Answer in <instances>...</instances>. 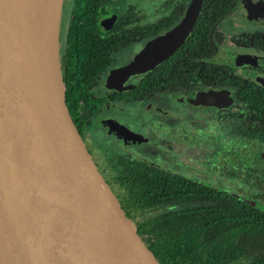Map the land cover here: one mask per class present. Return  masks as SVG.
Instances as JSON below:
<instances>
[{
    "label": "water",
    "instance_id": "obj_1",
    "mask_svg": "<svg viewBox=\"0 0 264 264\" xmlns=\"http://www.w3.org/2000/svg\"><path fill=\"white\" fill-rule=\"evenodd\" d=\"M62 1L0 0V264H160L99 171L66 105ZM201 6L202 0H190L175 28L113 72L114 86L122 89L125 77L171 56ZM246 7L264 15V0ZM187 101L221 108L232 97L227 89H209Z\"/></svg>",
    "mask_w": 264,
    "mask_h": 264
},
{
    "label": "trees",
    "instance_id": "obj_2",
    "mask_svg": "<svg viewBox=\"0 0 264 264\" xmlns=\"http://www.w3.org/2000/svg\"><path fill=\"white\" fill-rule=\"evenodd\" d=\"M232 1L202 0L191 34L171 56L148 71L140 87H147L144 94H149L191 84L220 88L232 85L237 102L242 103V113H254L260 126L241 141L219 139L220 148L210 168L243 188L232 191L133 156H119L107 170L100 167L160 264H264V149L256 148V142L251 141L264 138V86L228 74L231 60L210 61L216 53L209 42L211 29ZM166 23L167 18H163L155 28L161 29ZM245 42L249 43V38ZM251 43L264 48L262 39ZM64 83L66 105L83 136L84 114L80 108L89 101L84 97L81 103L80 72L71 69L66 78L64 70ZM178 204L186 207L162 211Z\"/></svg>",
    "mask_w": 264,
    "mask_h": 264
},
{
    "label": "flooded vegetation",
    "instance_id": "obj_3",
    "mask_svg": "<svg viewBox=\"0 0 264 264\" xmlns=\"http://www.w3.org/2000/svg\"><path fill=\"white\" fill-rule=\"evenodd\" d=\"M150 1L154 0L62 1L59 32L62 78L64 81V70H66V78H68V72L71 69L80 72L81 84L83 85V90L80 89V93H83L81 103L84 97L89 101L86 106L80 108L81 113L84 114V120L81 123L83 136L81 137L100 172L102 163L99 162L98 158H95L90 150L87 142V131L91 128L93 129V136H98V139L104 137V139L110 140L108 145L111 141H115L118 146L123 145L125 149L123 150L121 146L119 149L123 150L127 156L148 160L145 155H140L141 152L133 153L132 150L135 151L139 146L149 144V136L143 130V127L147 129L149 125L145 123L143 126V121L140 118L143 116L140 113L143 111L147 114L145 111L149 110V99L157 95H163L172 106L183 104L194 109H211L213 113H219L221 119L231 122L227 136L221 138L226 142L247 139V134L257 130L260 126L254 113L251 115H248L247 112L242 113V103L237 102V94L232 85L220 88L191 84L168 90L159 89L154 93L144 94L147 87L141 88L140 86L143 81L147 80L148 71L151 70L148 69L125 77L124 81L119 84L122 89H117L114 86L117 81L112 80L113 72L127 67L138 54L148 47L152 39L175 28L183 19L190 3V0H160L151 5ZM259 1L262 0H233L227 11L218 18L211 29L209 38V42L213 43L216 49V53L210 58V61L226 63L231 60L232 68L228 74L241 81L247 80L254 85L257 83L264 86V65L259 64L264 58V48L261 49L256 44L251 43L255 39L264 40V15L254 14L249 11V7H246L249 2L258 4ZM200 12L201 8L199 14ZM229 17L231 18L229 19ZM163 18H167L168 23L161 29H156L155 25ZM219 26L224 28L225 33L230 29L233 33L232 36L217 32ZM150 27L153 29L150 30ZM227 37L233 44L248 51H255L253 52L255 56L246 55L248 59L244 58L243 60L241 56L237 57L238 55L237 58H233L232 52L228 49H226L228 51L225 52L226 54H218L219 49L216 43L225 40ZM245 38H249L250 42L244 43ZM256 66L263 68L258 69ZM91 74L92 77H90ZM138 87L140 88L138 89ZM209 89L229 90L232 103L229 106L219 108L200 104L194 105L187 101L188 98H193L196 92ZM144 102H148L145 107L142 106ZM235 107L237 109L231 112ZM176 109L178 110L179 107ZM153 112L154 114L160 113V115L167 114V111L161 109L160 106L154 107ZM243 114L246 119L243 118ZM107 122H110V127H107ZM241 123L242 125H240ZM95 125H97L96 128ZM151 128H157L158 131H162L170 137L180 136V130L178 131L176 128L168 130L161 118H156ZM100 132L103 134L100 135ZM128 133L133 136L129 137ZM136 136L138 137L135 138ZM176 141L179 142V139ZM251 141L256 142V144L254 143L256 148L261 146L264 149V138H253ZM217 151L214 156L217 155Z\"/></svg>",
    "mask_w": 264,
    "mask_h": 264
},
{
    "label": "rangeland",
    "instance_id": "obj_4",
    "mask_svg": "<svg viewBox=\"0 0 264 264\" xmlns=\"http://www.w3.org/2000/svg\"><path fill=\"white\" fill-rule=\"evenodd\" d=\"M159 1L154 0L150 2L152 5ZM217 30L222 35L227 34L228 36H232L233 34L230 29L225 33L224 28L220 26ZM216 45L219 49L218 54H226L228 52L226 49H228L232 52L233 58L238 55L237 57L241 56L243 60L244 58L248 59L247 56H255V53H253L255 51H248L233 44L229 37L218 41ZM225 45L227 46L225 47ZM166 99L163 95L150 98L149 110L145 111L147 114L143 111L140 113L143 116L140 117L143 121V126L145 123L149 125L147 129L143 127V130L149 136V144L139 146L137 150H132L133 153L136 151L141 152V156L143 154L148 160L159 165H165V167L178 174L187 175L232 191H240L243 188L241 183L223 177L220 178L210 169V165L214 161L215 152L220 148L218 140L227 136L231 122L221 119L219 113H213L211 109H194L180 103V105L174 104L172 106ZM147 105L148 102L142 103L144 107ZM158 106L166 110L167 114H154L153 109L154 107L158 108ZM176 107H179V109L177 110ZM236 109L235 107L231 112ZM156 118H161L162 123L167 125L168 130L174 128L178 131L180 130V136L175 135V137H170L165 135L164 132L158 131L157 128H151ZM96 127L97 125H95ZM87 132V142L91 148L90 150L95 158H98L99 162L102 163L101 168L103 170H107L108 166L114 164L119 156H127L123 151L125 149L123 145H119L123 148V150H120L115 141H111L110 145H108L110 140L108 141L104 137L103 139H98V136H93V129L90 128ZM101 134L103 133L100 132ZM176 139H179V142ZM182 207H186V205H171L163 208L162 211L166 212Z\"/></svg>",
    "mask_w": 264,
    "mask_h": 264
}]
</instances>
